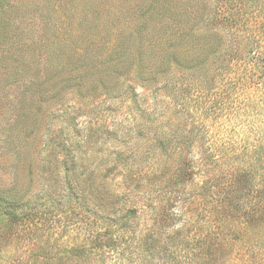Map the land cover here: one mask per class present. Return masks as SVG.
<instances>
[{
  "label": "rangeland",
  "instance_id": "374dc122",
  "mask_svg": "<svg viewBox=\"0 0 264 264\" xmlns=\"http://www.w3.org/2000/svg\"><path fill=\"white\" fill-rule=\"evenodd\" d=\"M234 4L0 0V198L17 213L15 220H0V264H264V216L256 224L259 215L249 222L243 210H232L223 229L209 213L217 214L237 167L250 160L233 159L225 144L240 137L252 144L248 124L255 123L236 120L230 139L227 120L202 116L199 108L181 119L170 98V85L184 73L198 76L197 100L187 102L207 109L212 103L200 95L208 84L200 77L207 74L214 79L207 82L227 90L235 66L226 70L219 60L220 71L208 63L205 72L204 65L194 72L198 58L218 40L222 58L234 54L229 44L248 51L263 43L264 27L226 19ZM180 60L191 69L173 65ZM178 90L179 99L184 85ZM143 112L163 116L154 124ZM172 123L208 125L213 137L206 146L214 163L199 161L193 184L181 193L165 187L177 158L152 147ZM191 155L197 157L188 150ZM252 168L259 190L262 170ZM246 193L239 200L249 205ZM256 207L257 214L264 209L258 200ZM129 208L137 216L120 234L118 251L71 252L89 250L83 247L88 222L104 230L100 218ZM200 213L210 215L207 230L198 227Z\"/></svg>",
  "mask_w": 264,
  "mask_h": 264
},
{
  "label": "trees",
  "instance_id": "16d2710c",
  "mask_svg": "<svg viewBox=\"0 0 264 264\" xmlns=\"http://www.w3.org/2000/svg\"><path fill=\"white\" fill-rule=\"evenodd\" d=\"M234 1L235 4L232 5L233 11L226 17L227 20L233 25L251 24L252 27L255 24H259V26L264 27V0ZM256 41H253V43ZM219 47V40L215 41L209 50H207L204 58H198L197 63L194 62L193 71H198V68L201 70V65H206L208 63L220 71L221 65L218 64L219 60L225 62V64L227 63V65H225V68L227 67L226 70H229L232 66H237L238 68H233V76L229 79V86L226 88L227 90H224V88L219 89L216 83H209L213 82L214 79L207 78V74L203 78L200 77V79H204V82L208 84L202 88L206 93L200 95V98L203 100L209 98L212 104L207 109H204L202 106H196V108H194V105H190V103L192 101L196 102L198 97V76L192 77V75L184 73L179 84L173 83L174 87L172 84L170 85L172 87V96H170V98L172 100L175 99L174 103L176 104V107L178 109L180 108V111L174 112V115L179 118L181 115H184L181 119H189L190 116L192 118L194 112H198L199 108V112L202 116L207 117V115H209L214 119L218 118L219 120H227L230 124V130L228 133L230 139L234 136L233 130L238 126V121L236 122V120H252L251 123H255L253 126L250 122L248 124L249 127L251 126L248 131H251L252 133V144H248L247 141L244 140L247 137L244 139L243 137L234 140L231 139L229 140L230 142L228 141L225 144L228 146V152L233 159H239L240 162L243 161V158L245 157L250 159L243 162L244 166L239 164L241 167H237V172L230 183V190L222 195V200H220L221 208L216 211L217 214H212V212L209 211L212 220L216 223H221L223 229H226L225 222L231 217L232 210L236 213L243 210V213L249 222H253L254 217L259 215L260 217L254 220L256 224H261L264 216V209L260 214H257L258 208L256 207L257 200L261 206L264 205V41L261 44H255L254 48H251L248 51L246 50V47L244 50H240L238 47L235 49L232 44H229L228 48L234 52L230 58H226L225 56L222 58L220 54H218V51H221ZM223 50L225 52L227 51L225 47ZM190 64L191 63H184V61L180 60L177 63L174 62L173 65L183 66L185 67V70H190L191 67L187 66ZM205 65L202 69L203 72H205ZM220 74L221 72L219 75ZM192 83H194V86H197V88L193 85L191 86ZM182 85H184V91H180L182 96L178 99L180 96L178 95V89ZM177 86L178 88H176ZM217 89H219L218 92H216ZM241 102L246 103L251 108H255L260 114L258 112L259 115L250 112L252 113V116H250V113L246 111L247 107L242 106ZM173 110L175 109L173 108ZM152 113L143 112L141 114L147 115L149 117L147 120H150L154 124L160 123L158 121L160 118H157V115L160 116L162 114L157 112L156 114ZM173 124L174 123L167 126L166 130H159V134L156 137L155 143L152 144V147L153 150L157 149L160 154H164L171 150V154L177 158L178 164L175 166L171 175L172 178L167 184H165V187L168 191L172 190L181 193L186 186L193 184L196 176L194 169L198 166L199 161L201 164L204 163V165L214 163V156L209 153V146H206L207 142H209L208 138L213 142V137L210 135L212 130L208 125H202V127L199 128L198 125L193 126L190 123V127L187 128L186 124L177 125L175 127H173ZM198 145L201 146L199 159ZM234 145L236 146L234 147ZM188 150L189 152L190 150L196 152L197 157L194 158L192 155L188 156ZM114 161L116 160L114 159ZM251 167H254V169L252 168L253 173L257 172L258 168L262 170L261 176L263 186L259 190L253 189V176L251 177V172H249ZM201 188H206L204 183ZM244 190L248 191L245 195L249 198L247 199V204L249 205H245L242 202L240 203V193L241 191L244 192ZM200 195H203V193H200ZM223 201L225 203H223ZM10 208L11 206L7 205V203L0 198V220H2V218H7L9 220L16 219L17 213L12 212ZM90 211L91 210L89 209L88 212ZM92 214L93 216L96 215L95 212ZM136 216L137 210L129 208L121 216L114 217V219L108 217H104V219L100 218L105 225L103 228L104 230L97 229L94 222H88L89 228L86 231L87 236L85 237L86 246L83 247H87L89 250L79 251L80 248L78 247L79 249H72L71 252L74 255L80 256L85 254L90 255L93 252H103L104 255L108 252L109 255H111V253L118 251L119 247H121L122 240L120 234L131 229L129 221L132 218H136ZM200 216V225L198 227L203 228L205 226L204 229L207 230V228L211 227L208 221L210 215L200 213ZM158 218H160L159 220L161 222H166L168 220V218H164L163 216H158ZM170 220L172 221L173 219ZM107 222L110 224H107ZM109 261L111 264H117L116 260Z\"/></svg>",
  "mask_w": 264,
  "mask_h": 264
}]
</instances>
